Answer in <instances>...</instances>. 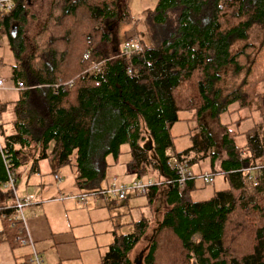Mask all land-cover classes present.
<instances>
[{
  "label": "trees",
  "instance_id": "1",
  "mask_svg": "<svg viewBox=\"0 0 264 264\" xmlns=\"http://www.w3.org/2000/svg\"><path fill=\"white\" fill-rule=\"evenodd\" d=\"M22 1L0 12V36L12 58L8 78L12 87L22 85L12 102V131L3 134L0 124L10 169L17 154L35 153L33 164L45 157L55 167L68 165L76 188L95 192L107 157L115 162L125 144L135 177H152L143 194L153 221L124 223L129 229L113 233L100 264H264V168L254 183L243 172L264 165V0H155L140 21L130 18L124 0H50L27 53L20 30H11L23 19ZM130 22L141 48L125 55L114 30ZM253 26L262 28L257 42L231 53ZM229 65L241 77L221 94L218 73ZM242 110L258 120L248 114L220 124L224 157L218 171L225 188L191 199L194 179L163 183L173 177L168 160L190 169L185 156L191 147L174 150L172 160L165 154L173 150L168 129L174 121ZM178 112L189 117L178 118ZM247 118L248 128H228ZM4 181L0 160V240L15 244L21 223L4 202L11 196Z\"/></svg>",
  "mask_w": 264,
  "mask_h": 264
},
{
  "label": "crops",
  "instance_id": "2",
  "mask_svg": "<svg viewBox=\"0 0 264 264\" xmlns=\"http://www.w3.org/2000/svg\"><path fill=\"white\" fill-rule=\"evenodd\" d=\"M49 3L50 0L22 1L24 9L23 19L20 23H14L11 30H20L25 51L27 35L32 36L40 29L46 19ZM4 43L7 44L6 39L4 36H0V46H3ZM11 65L12 58L8 67ZM2 90H9L15 93L12 94L9 101L4 105L0 103V105H3L0 117L6 108H10L11 111L12 102L16 99L14 87H3L0 91ZM180 120L189 121L192 123V127L196 126L198 128V133L206 140L205 144H203V153H199V148L194 142L193 146L187 145L177 150L166 148L165 154L170 157L174 150L180 151L191 147L185 156L190 163H199L210 158L208 163L209 169L207 170L219 172V162L224 157V152L220 147L221 135L224 130L220 124L228 122H219L217 118L209 117L207 112L202 113L196 119ZM1 125L3 134H9L12 131L10 123H8L7 130L3 127L2 121ZM0 140L2 143V134H0ZM19 155L21 157L14 168L15 193L17 196L29 194L32 197L31 202L23 206L21 214L26 228L27 239L33 250L41 257L42 264H100L101 255L111 241L113 233H121L129 229L124 223L135 221L142 217H149V205H147V201L136 202L132 200L126 211L118 212L115 218L113 212L110 211L112 206L115 205L112 198L104 200L99 196L90 195L93 198L89 201L86 198L79 200L77 197H65L81 193L76 188L70 166L62 165L55 167L53 159L50 158L45 168L46 171L41 173L37 161L43 158L37 159L35 164H33L32 161L36 156L35 153L22 152L17 154V156ZM207 156L208 158H206ZM172 159L170 157V160ZM127 162L128 159L122 163V169H118L119 164L117 160L112 162L109 159L104 178L98 183L99 189L106 187L113 177L118 182L131 181L138 178L133 174L134 168L130 164L127 165ZM190 169L198 173L205 171L204 169L206 168L201 166L198 168L190 167ZM53 174H57L60 179L55 181L52 177ZM193 183L191 181V188L193 187ZM32 193L38 194V198L33 197ZM11 200L10 196L4 202L5 204H9L12 202ZM30 250L29 244H20L18 242L10 244L7 240L2 239L0 240V264H32L29 261Z\"/></svg>",
  "mask_w": 264,
  "mask_h": 264
},
{
  "label": "rangeland",
  "instance_id": "3",
  "mask_svg": "<svg viewBox=\"0 0 264 264\" xmlns=\"http://www.w3.org/2000/svg\"><path fill=\"white\" fill-rule=\"evenodd\" d=\"M124 1L128 7V13H129L130 18L131 19H139V21H140V18L142 17L143 12L146 9H150L155 2V0H124ZM129 25H131V22L127 23V24H123V23H117L116 24L115 30H114V35H115V38L119 44L124 39L125 32H127L130 29ZM140 28H141V26L139 24V26L137 27V30H140ZM131 29L133 30L132 25H131ZM261 29L262 28H257L254 26L251 27L247 32V37H246L245 41L234 42V44L231 46V49H230L231 53L239 50V48L244 43L255 44L257 42V39L259 38L260 34L262 33ZM133 32H134V30H133ZM30 39H31V35H27V40L25 41V46H26L25 53L30 51V48H31ZM10 62H11L10 51H9L7 44L4 43L3 46H0V80L2 81V84H3L2 87H4V88H10V86H11V82L9 81V78H8V75H9L8 65ZM218 75H219V80L216 83V87L220 90L221 94H223L226 90H228L231 86H233L234 84H236L238 82V80L241 77V71L236 72L231 67V65H229V66L225 67L224 69L220 70ZM13 93H15V92H11L9 90L0 91V103H6L7 101H9V99ZM248 114L252 118V121L258 120V118L256 117V114L254 112L247 113L244 110L232 113L230 115L222 114L219 117H217V119L219 122H222V121L230 122L231 120H234L238 117L246 116ZM11 117H12V109L10 111V108L9 109L6 108L5 112L0 117L2 124H3V127L6 130L8 128V123H10L9 121H10ZM177 117L178 118H186V117H189V114L185 113V112H178ZM252 121L250 118H247L245 120H239L235 123L229 124L228 128L232 131H242V130L248 128L249 126H251ZM198 131H199L198 128H196V126L192 127V123H190L189 121L177 120V121L173 122L168 129L169 134L174 136L172 138L173 148L175 150H177V149H180V148L187 146V145L193 146L194 145L193 143L195 142V144L199 148V150H198L199 153H203V150H204L203 144H205V140L201 137V135H200V133H198ZM235 139H236L237 143H240L242 140L241 137H236ZM146 142H147V140L145 138L142 143L145 144ZM126 149H127V147L125 144H122L120 146L121 152L117 157V163L119 164L118 169H122V163L126 162V160L129 159V154L126 152ZM70 157L72 158V154L70 155ZM170 157L172 158V156H170ZM206 158H208V156ZM107 159L109 161L110 158L107 157ZM48 160L50 161V158H45V159L43 158V159H39L37 161V165H38V168H39L41 173L43 171H46L45 168H46V165L48 163ZM209 160H210V158L205 159V161L199 162V163L191 162L189 164V166L191 168H198V167L203 166L204 168H206L204 170L208 171L207 169H209L208 168L209 167V164H208ZM47 172H49V171L47 170ZM208 172H210V171H208ZM210 173H212V176H213L211 182H202L200 179H194L193 180V182H194L193 187L189 190V196L191 199L205 198V197L209 196L213 190H217V189H220V188H223L226 186V181H225L222 173H220V172H210ZM149 178L152 179V177H150V176H149ZM129 181H125V182L122 181L121 183L128 184ZM62 183H64V182H62ZM32 195L35 198H38V196H39L38 194H34V193H32ZM92 198H93V196H90V195H88L86 197V199L89 201ZM96 198H99V197H96ZM112 199H114L115 205L112 206V209H110V211L113 212V214L115 215V218H116L118 212L126 211L127 207L132 203L131 202L132 200H134L136 202L137 201H140V202L146 201V197L144 194H138L129 188H127L125 190L123 199H120V200L115 199V198H112ZM124 200H126V201H124ZM149 217H150L149 221H150V223H152L153 218L151 217V215ZM143 244L144 243L142 240L138 241L135 244V246L132 248V250L130 251V257L134 258L135 255H137V253H138L137 252L138 249H140L143 246Z\"/></svg>",
  "mask_w": 264,
  "mask_h": 264
},
{
  "label": "built area",
  "instance_id": "4",
  "mask_svg": "<svg viewBox=\"0 0 264 264\" xmlns=\"http://www.w3.org/2000/svg\"><path fill=\"white\" fill-rule=\"evenodd\" d=\"M14 1L15 0H0V12L10 11L13 7ZM131 25H129L130 29L127 32H125L124 39L120 43V51L125 55H128L129 53L139 52L141 48L135 33L131 29ZM96 68H97L96 65H93L91 70H96ZM21 87L22 85L20 83H17L14 89L18 90ZM2 88H3L2 82L0 80V89ZM0 159L5 172V181L3 182L2 186L5 188L7 187L10 188L12 202L9 206L13 209L14 218L19 219L21 223V234L19 236H14V239L16 242L20 244H25V243L29 244L31 248L29 261L32 264H42L41 257L33 250V248L29 243V240L27 239L26 228L23 223L22 214H21V210L23 206L31 202L32 197L29 194H22L20 196L16 195L15 186H14V172L10 169L11 163H10L9 151L3 147L1 140H0ZM166 164L172 170L173 177L163 180L164 184H171L174 182L177 186H181L188 179H200L202 182L212 181V174L208 173L207 171H200L198 173H195L190 169H188V167L184 162H172L168 160ZM261 168H264V165H253L243 169V172L245 173V178L249 179L252 183H254L255 175L260 171ZM52 177L55 181H58L60 179L57 174H53ZM152 182L153 181L150 178L144 177L141 179H132L128 184H126L115 181L113 177V179L107 184V186L101 188L100 190L89 193L68 195L65 197L72 196V197H77L79 200H84L87 197V195H94L99 193L104 200H107L108 198H115L120 200L124 198V192L127 188L132 189L138 194H143L147 186H149Z\"/></svg>",
  "mask_w": 264,
  "mask_h": 264
},
{
  "label": "bare ground",
  "instance_id": "5",
  "mask_svg": "<svg viewBox=\"0 0 264 264\" xmlns=\"http://www.w3.org/2000/svg\"><path fill=\"white\" fill-rule=\"evenodd\" d=\"M20 84H21V82H20ZM142 177H138V178H135V179H141ZM145 195V194H144ZM11 220V219H10Z\"/></svg>",
  "mask_w": 264,
  "mask_h": 264
}]
</instances>
